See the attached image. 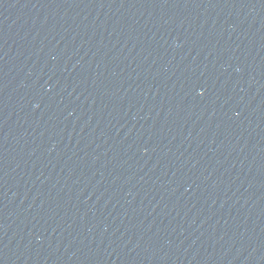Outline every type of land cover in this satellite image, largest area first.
<instances>
[{"label": "water", "instance_id": "water-1", "mask_svg": "<svg viewBox=\"0 0 264 264\" xmlns=\"http://www.w3.org/2000/svg\"><path fill=\"white\" fill-rule=\"evenodd\" d=\"M0 264H264V0H0Z\"/></svg>", "mask_w": 264, "mask_h": 264}]
</instances>
